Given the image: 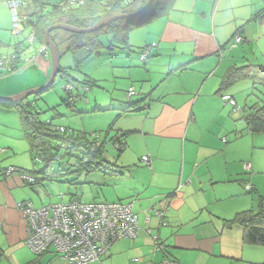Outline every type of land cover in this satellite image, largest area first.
Wrapping results in <instances>:
<instances>
[{"label": "crops", "instance_id": "obj_1", "mask_svg": "<svg viewBox=\"0 0 264 264\" xmlns=\"http://www.w3.org/2000/svg\"><path fill=\"white\" fill-rule=\"evenodd\" d=\"M27 6L21 13L32 11ZM262 10L264 0H176L165 16L127 33V48H115L127 52L98 67L106 76H92L94 83L110 80L125 88V94L131 87L137 93L128 112H123L127 96L115 107L92 110L96 121L104 119L111 128L108 139L124 135L125 146L113 163L101 157L106 173L96 172L107 180L98 184V191L89 188L95 199H85L130 204L139 228L136 239L114 243L99 264H264V248L244 243L240 226H226L241 212L264 215V152L258 151L261 143L242 119L243 109L257 103L247 98L242 107L243 99L233 90L248 81L251 85H242L241 92L255 88L250 80H239L221 91L232 69L264 62V24L252 21ZM237 35L243 41L230 48ZM153 44L151 59L142 63L138 56V66L131 49L140 52ZM20 47L14 44L10 53ZM247 49L255 54L250 60L243 56ZM222 96H230L235 108L224 104ZM15 135H0V264H69L51 250L36 256L24 245L18 205L31 202L35 207L33 194L38 192L17 174L4 175L9 167H26L28 145L22 137L19 148ZM246 137L251 140L243 152ZM144 156L148 167L141 162ZM245 184L252 187L244 191L251 197L242 194ZM85 194L81 188L80 196ZM80 196L70 195L68 201L82 202ZM243 197L247 200L239 204ZM160 204L161 219L152 211ZM223 212L236 213L221 218ZM155 236L163 250H156Z\"/></svg>", "mask_w": 264, "mask_h": 264}, {"label": "trees", "instance_id": "obj_2", "mask_svg": "<svg viewBox=\"0 0 264 264\" xmlns=\"http://www.w3.org/2000/svg\"><path fill=\"white\" fill-rule=\"evenodd\" d=\"M20 1L32 7V11L29 12L30 20L27 22L26 29H33L38 45L44 44L45 31L51 26L66 24L74 28L85 29L115 14H136L147 2V0H107L105 2L101 0H84L82 5L71 7L68 5V0H62L59 3L49 2V0ZM175 2L176 0H152L149 8L132 21L118 20L91 34H72L64 31H52L49 34V38L56 46L57 51L60 45H64V52H70L73 55L76 66L79 67L91 55L99 54V50L102 48L99 38L102 35L111 36L109 50L112 48H127L125 44L129 31L165 16ZM252 21L264 24V10L257 12L252 17ZM59 32L63 33L64 38H60L57 41V33ZM76 45H82V47L76 48ZM239 80H250L254 88L256 86L264 88V66L246 65L232 69L226 76L221 91L229 89ZM70 98L71 96L69 95L68 99ZM131 99H127V107L123 112H128L134 107L135 103H131ZM64 103L69 105L68 101H64ZM0 107L14 108L20 121L23 137L28 145L31 161L35 163L37 159L43 167L41 170H35L34 172L19 169L24 172L33 173L37 181L35 185L42 184L44 181H52L55 175L50 176L49 174L52 173L50 170L53 163L61 161L64 158H68L69 160L73 159L74 164L69 166L63 173H68L75 164L78 165V168L73 170L72 173L78 175L83 172L90 173L96 171L106 173L101 164V157L103 156L104 145L111 128L103 132L102 137L99 132L92 133L97 134L98 139L90 141L89 136L91 134L87 135L82 131L61 126L53 128L50 121L40 122L38 112L33 110V106L29 102L21 101L13 104L0 101ZM243 110L242 119L249 134H264V104L262 106H252L247 111L245 109ZM123 137L124 135L113 136L108 139L112 142L113 147L118 145V148H115L118 152H121L125 146L122 141ZM83 157L87 158V162H82L81 158ZM54 174H59V172ZM26 186L32 187L34 185L26 184ZM232 225H238L243 229L244 243L264 248V215L261 212L245 211L238 213L232 221L226 223L227 227H231Z\"/></svg>", "mask_w": 264, "mask_h": 264}, {"label": "rangeland", "instance_id": "obj_3", "mask_svg": "<svg viewBox=\"0 0 264 264\" xmlns=\"http://www.w3.org/2000/svg\"><path fill=\"white\" fill-rule=\"evenodd\" d=\"M60 1L62 0H49V2L53 3H59ZM19 30L22 31V29ZM27 34L28 31L26 30H23L21 34L15 33L13 30L11 12L7 1L0 0V51L2 53H10L11 47L14 44H23L24 46ZM57 34V41L60 40V38H64L62 35L63 33L59 32ZM99 40L102 44L99 54L91 55V57L83 61L79 67L76 66L73 55L70 52H63L62 45L58 47L60 54L59 67L61 72L55 76L53 83L48 89L37 95L29 96L23 100L24 102H29L32 104L33 110L37 111L39 114L38 119L40 122L50 121L53 128H58L61 126L76 131H84V133L87 135L99 132L101 137L103 136V132L107 130L108 124L106 121H104V119L96 121V119H94L95 117L93 116L95 111L92 110L95 108L107 110L111 105V107H115V105H117L121 99H126V90L125 88H122L121 85H116L117 83L113 84V82L110 80V84L107 80L103 81L102 83H94L92 76H106L104 69H99L98 67L100 65H104L107 59L110 57L122 56V53L120 52H127L128 49L120 50L114 48L109 50L108 46L111 45V37L109 35H102ZM238 46L239 45L236 47ZM38 50L39 48L37 44L29 47L28 51L24 55V57H29L31 59L28 64H22V66L19 65L18 69L16 70L0 73V97H10V94L12 93L19 91L24 92L29 89L41 87L47 83L52 71V58L50 53L48 57H42L38 54ZM131 50V56L138 62V66H142L138 60L140 52H137L135 49ZM253 51L256 52L255 48H253ZM151 53L152 51L149 53V56H151ZM254 55L255 54H252L249 49L245 50L243 53V56H246V59L248 56ZM148 58V60L151 59V57ZM248 60H250V58H248ZM254 63L264 66V62H253L252 64ZM119 82H121V80H119ZM239 84L240 85H236L233 90L237 92V95L235 96L236 98L239 97L243 99L241 105L242 107L244 105V101L247 98L249 99L250 103L253 101V103H257L258 106H262L264 104L263 87L256 86L254 90L250 88L247 91L241 92L243 89L242 85H251V83L248 81L247 83L241 82ZM66 86L70 87L71 89H67ZM251 93H254L255 95L250 96ZM69 95L71 96L70 99H68ZM64 101H68L69 105H66ZM2 132H5L8 136L16 134L15 137L18 147L21 148L24 145V141L22 139L23 133L21 131L20 122L14 108L0 107V135ZM245 134L247 133L245 132L244 135ZM112 135L113 133H111V136ZM252 138H254L256 142L259 140L261 144L258 147V151L264 152V134L253 135ZM244 140L243 152L246 149V141L248 143L251 139L246 137ZM104 148L105 152L103 153V159L108 161V163H113L118 157V151L113 147L112 142L108 139L104 145ZM2 156L3 154H0V157ZM73 162V159L69 160L68 158L54 162L50 170L52 173L49 175H55V178L52 179V181H44L42 184L31 187L34 191L38 192V195L33 194L37 201H33L35 207L40 204L46 205L49 203L67 202L70 198V195L75 194L80 196L81 188H84V191L88 193L85 194L84 198L80 196L83 203H91V199H95V194H89V188L94 189L92 192L98 191V184L100 185L103 179H107L102 177V175L97 172H93V174L90 176L89 174L91 173L83 172L79 175L72 173L74 168H72L68 173H63L67 168H69V166L74 164ZM34 164L37 171L43 168L42 165L33 163L29 157V154L26 153V167H24L25 170L32 171ZM58 172L59 174H54ZM244 176L246 177L247 175L244 174ZM240 188L244 197H251L249 194L244 192L242 187ZM60 194L62 197L58 198ZM89 195L91 196V199H85ZM244 197L242 199L240 198L241 201H238L239 204H242V202L247 200ZM232 213L233 212H223L220 217L232 218L236 212L233 214Z\"/></svg>", "mask_w": 264, "mask_h": 264}, {"label": "built area", "instance_id": "obj_4", "mask_svg": "<svg viewBox=\"0 0 264 264\" xmlns=\"http://www.w3.org/2000/svg\"><path fill=\"white\" fill-rule=\"evenodd\" d=\"M84 0H68L71 7L80 6ZM11 12L12 26L16 34H21L23 30L28 31L24 46L16 48L14 52L5 54L0 51V72H9L14 70L19 64H25L30 61L29 57H24L29 47L36 43L35 32L26 25L29 19V13H21L25 3L20 0H9L7 2ZM19 29H22L19 30ZM243 39L235 36L230 44L233 48L240 44ZM156 45L144 47L140 50L139 59L144 63ZM39 55L46 58L49 55L47 45L44 43L38 45ZM67 89H71L66 86ZM137 95L133 87L127 90V99ZM224 104L235 108V102L230 96H222ZM62 130V129H60ZM90 141L97 140V134H91ZM226 143L225 139L222 140ZM114 148H118L115 145ZM82 162H87V158H81ZM81 162V163H82ZM144 166H150L148 156L141 158ZM39 164V160H35ZM247 171L250 165L244 166ZM74 170L78 165L73 166ZM36 170L35 164L32 171ZM17 174L22 182L35 185L36 177L33 173L21 171L17 168L9 167L4 175L10 176ZM250 184L244 185V191L250 192ZM60 194L58 198H61ZM162 206V204H160ZM22 215L26 239L24 245L32 253L39 256L48 251H53L56 255L66 260L69 264H99L101 258L105 257L111 246L121 240H134L137 237L139 228L137 225V216L132 211L130 204L121 203H82L77 199H71L68 202L49 203L41 207H34L31 202H23L18 205ZM163 206L160 208L152 207L153 215L163 218ZM149 222V218L146 219ZM164 226L165 223H162ZM156 250H163V246L158 242L157 236L152 238Z\"/></svg>", "mask_w": 264, "mask_h": 264}, {"label": "water", "instance_id": "obj_5", "mask_svg": "<svg viewBox=\"0 0 264 264\" xmlns=\"http://www.w3.org/2000/svg\"><path fill=\"white\" fill-rule=\"evenodd\" d=\"M151 1L152 0H147L144 7L136 14H115V15L106 17V18L98 21L97 23H95L93 26H91L89 28L78 29V28L68 26L66 24H57V25H54V26L47 28V30L45 31V36H44V43L47 45L50 56L52 58V71L50 73V76H49L47 83L41 87L29 89V90L21 92L17 95H13L10 97H0V101L9 102V103H13V104L18 103V102L23 101L24 99H26L29 96L37 95V94L41 93L42 91L48 89L51 86L55 76L58 74V72L60 70V67H59V54H58L56 46L54 45V43L49 38L50 32H52V31H64L67 33H72V34H91V33L99 31L100 29L104 28L106 25H109L112 22H116L118 20L132 21V20L138 18L142 13H144L149 8ZM75 47L80 48V47H82V45H76Z\"/></svg>", "mask_w": 264, "mask_h": 264}, {"label": "clouds", "instance_id": "obj_6", "mask_svg": "<svg viewBox=\"0 0 264 264\" xmlns=\"http://www.w3.org/2000/svg\"><path fill=\"white\" fill-rule=\"evenodd\" d=\"M247 193V192H246Z\"/></svg>", "mask_w": 264, "mask_h": 264}]
</instances>
